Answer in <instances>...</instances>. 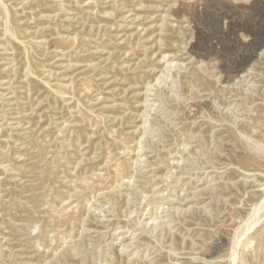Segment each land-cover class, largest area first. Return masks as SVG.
Wrapping results in <instances>:
<instances>
[{
  "label": "rangeland",
  "instance_id": "374dc122",
  "mask_svg": "<svg viewBox=\"0 0 264 264\" xmlns=\"http://www.w3.org/2000/svg\"><path fill=\"white\" fill-rule=\"evenodd\" d=\"M251 1L0 0V264H264Z\"/></svg>",
  "mask_w": 264,
  "mask_h": 264
},
{
  "label": "bare ground",
  "instance_id": "6f19581e",
  "mask_svg": "<svg viewBox=\"0 0 264 264\" xmlns=\"http://www.w3.org/2000/svg\"><path fill=\"white\" fill-rule=\"evenodd\" d=\"M252 2V6L256 3V2H259V3H261L262 5H264V1L263 0H252L251 1ZM251 4V3H250ZM248 6H249V4H248ZM259 10H261V9H259ZM263 11H264V6H263ZM251 12H252V15H254V16H256V7H254L253 6V8L251 7ZM259 12V11H258ZM259 15L261 14V16L264 14V13H258ZM257 14V15H258ZM253 17V16H252ZM263 17V16H262ZM242 43H245V44H248V45H251V46H253L250 50H248L247 48L246 49H244V52H249V54H253V56L255 55V53L257 52V50H259V48L260 47H263L264 45H262V46H257L256 47V33H255V31H253V30H251V29H249V30H247L246 31V37L244 38V39H242V41H241ZM251 56H245V54L242 52L241 54H240V56H234L233 58H234V61H236V62H242V63H244V65L245 64H249V58H250ZM173 64V63H172ZM244 69V67H242V64H237V65H234V66H231L230 68H229V70H227V74L229 75V73H234L235 75L236 74H238V72L239 71H241V70H243ZM264 201V200H263ZM260 206H261V204H260ZM260 210V209H259ZM258 211V210H257ZM256 219V218H255ZM259 219H260V217H259ZM255 223H256V221H255ZM251 228V227H250ZM259 229H260V227H259ZM263 230V229H262ZM260 231V230H259ZM252 237H254V236H252ZM132 240V239H131ZM239 241H240V239H239ZM238 243L239 242H236V244H235V246H234V249H232L233 251H232V254H231V261H230V264H237V260H238V258L240 257L239 255H238ZM243 257V256H242ZM244 258V257H243ZM238 263H239V261H238ZM247 263V262H246ZM243 264V263H242Z\"/></svg>",
  "mask_w": 264,
  "mask_h": 264
}]
</instances>
